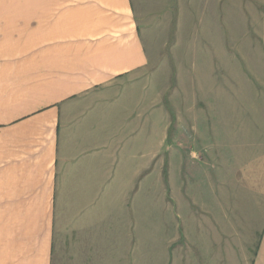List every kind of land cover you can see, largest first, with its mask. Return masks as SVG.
Masks as SVG:
<instances>
[{"label": "crops", "instance_id": "crops-1", "mask_svg": "<svg viewBox=\"0 0 264 264\" xmlns=\"http://www.w3.org/2000/svg\"><path fill=\"white\" fill-rule=\"evenodd\" d=\"M225 1L233 5L226 13ZM256 4L264 0H0V264H146L140 250L144 142L139 135L120 139L135 113L117 102L119 91L127 99L157 66L156 44L167 42L161 41L165 28L177 34L179 19L184 34L199 35L200 26L207 40L200 79L207 74L218 99L219 92L231 90L238 99L257 100L263 115L264 76L249 81L236 58L255 53L245 63L260 64L263 47L235 45L239 54L231 65L241 75L223 81L227 87L212 79L228 57L213 36H225L227 27L235 35L263 31ZM211 37L218 43L210 44ZM201 109L193 103L187 108L195 132ZM245 134V141L234 144V191L212 179L209 198L203 196L207 191H189L184 223H202L203 234L216 236L219 245L226 235L239 245H256L252 264H264V141L255 137L250 143ZM201 141L192 147L213 149L214 160L225 162L226 147ZM202 258L219 264L225 256Z\"/></svg>", "mask_w": 264, "mask_h": 264}, {"label": "rangeland", "instance_id": "rangeland-1", "mask_svg": "<svg viewBox=\"0 0 264 264\" xmlns=\"http://www.w3.org/2000/svg\"><path fill=\"white\" fill-rule=\"evenodd\" d=\"M230 4L228 1L224 3L222 10L225 13L233 7ZM178 8L180 12L179 4ZM188 8L200 10V5L189 3ZM256 9L254 14L259 17L257 24L259 27L260 24L264 27V4H256ZM198 14L201 12L198 11ZM172 22L174 25L173 20ZM178 24L177 34L175 30L167 31L166 28L162 32L161 41L166 39L167 42L156 44L159 51L155 55L161 60L157 66L146 71L144 80L142 79L137 87L131 89V96L124 99L123 91H119L117 96V102L122 100L121 105L128 109V113L131 112V115L133 111L135 113L125 129L119 131L120 139L125 137L126 140V136L129 135L128 140L134 141L139 135L140 143L144 142V148L140 149V153L144 155L145 183L141 192L146 207V223H140V250L147 254L146 264H217L212 258L202 257L203 253L218 252L225 256L223 262L219 264H252L256 245L250 243L239 245L227 235L223 244L219 245L216 236L208 237L207 234H203L202 223H184V207L186 194L193 189L207 191L208 193H204L203 196L209 198L208 182L211 179L213 183L217 180L224 183L225 186L222 187L231 189L230 192L234 191V175L238 172V167L234 163V144L245 141L247 131V140L250 143L251 140L254 142L255 137H257L255 141L260 139L264 141V114L257 113L256 108L259 104L257 100L238 99L236 93L231 90L218 91L221 93L220 98L216 97L217 91L214 90L216 87L205 79L207 74L204 75L203 81L200 79L203 74L199 75L201 70H206L199 67L198 63L205 59L202 57V47L207 42L201 34L200 26L199 35L192 33V36H189L184 34L186 31L180 29ZM197 25L196 23L194 27ZM260 31L258 29L257 35H254L238 30L235 35L230 34L227 27L225 36H213L220 38L219 42L226 47L225 53L227 52L228 55L225 58L228 66L225 63L222 66L221 63L220 66L215 67L212 75V79L219 83L218 86L227 87L226 84H222L223 81L241 75L231 65L233 56L239 54L234 49L235 45L246 46L252 43L257 45L258 51L264 48V30ZM213 37L208 42L218 43V39L216 38L214 42ZM159 38L158 35L157 39ZM242 54V58L240 55L236 58L242 62L239 64L243 68V75L249 76V81H252L251 77L264 76V57L262 56L263 62L260 64L255 65L249 61V64H246L245 61L249 60L246 56L255 53ZM254 87L256 88L255 84ZM233 97L236 99H232ZM138 98L141 103L139 108ZM192 103L195 108L204 106V109L195 113L201 119L198 132L194 131L196 129H191L189 122L191 118L187 114V108ZM119 106L120 104L115 108ZM134 123H136L135 127L136 125L139 127V131L134 132ZM196 140H202L201 143L205 144L208 141L217 142L221 144L220 146L226 147L221 154L225 162L218 164L214 160L215 157L210 154L213 149L192 147L191 143ZM115 142H117L116 138ZM132 150L134 151V148ZM191 151L196 154L193 158ZM202 158L203 163H200L199 160ZM214 186L217 188L216 185ZM231 197L230 201L233 199V196ZM257 226L260 228V223H257ZM231 231L232 229L227 228V234ZM142 237L145 240L144 245L141 243ZM208 238L211 240L210 243ZM258 238L257 236L255 240L257 241ZM241 252L244 254L241 255ZM154 255L155 257L160 255L163 259L157 260Z\"/></svg>", "mask_w": 264, "mask_h": 264}]
</instances>
